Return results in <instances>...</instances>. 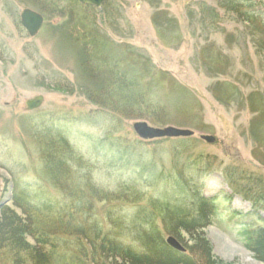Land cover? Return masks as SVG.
<instances>
[{"label": "rangeland", "instance_id": "374dc122", "mask_svg": "<svg viewBox=\"0 0 264 264\" xmlns=\"http://www.w3.org/2000/svg\"><path fill=\"white\" fill-rule=\"evenodd\" d=\"M220 1L0 0V202L11 198L0 216L24 217L13 201L16 180L42 185L54 199L70 196L69 178L58 184L46 164L40 135L77 119L63 144L94 160V183L141 194L96 202L101 218L112 209L134 221L147 209L163 229L153 201L187 181L184 188L199 186L222 207L198 229L162 230L165 241H202L214 264H264L238 235L242 215L264 209V0H245L242 15ZM27 8L44 18L34 36L21 22ZM37 95L43 104L28 110ZM138 121L194 135L145 140ZM125 145L135 161L108 157Z\"/></svg>", "mask_w": 264, "mask_h": 264}, {"label": "trees", "instance_id": "16d2710c", "mask_svg": "<svg viewBox=\"0 0 264 264\" xmlns=\"http://www.w3.org/2000/svg\"><path fill=\"white\" fill-rule=\"evenodd\" d=\"M244 1L220 2L223 8L242 15ZM60 121V128L53 136L45 126L41 128L40 145L48 168L53 169V175L56 173L58 184H62L61 175L69 178L70 196L54 199L42 185L34 187L14 181L13 201L22 209L24 217L10 210L7 216H0L2 264H214L210 248L202 241L196 247L185 246L186 251L181 252L166 243L164 231L174 233L178 227L194 230L204 226L209 214L222 207L216 204V198L203 197L196 185L184 188L186 181L172 193L169 191L171 195L153 201L160 208L157 217L163 222V229L153 215L156 212H146L147 209L140 210L134 221L112 209L101 218L96 202H126L135 193L138 195L135 200H140L141 194L130 193L128 184H120L116 193L95 184L94 160L86 161L83 153L77 158L74 150L63 144L72 134L68 132L70 128L77 126V119ZM60 142L66 150H56ZM127 143L136 146L134 142ZM129 146L125 145L124 150L118 146L108 157L135 161ZM77 159L82 160L83 167H75ZM204 168L209 171V165ZM262 211L263 214L256 211L242 215L238 235L240 242L264 261V209ZM140 220L143 223L138 225ZM27 237L34 243L27 241Z\"/></svg>", "mask_w": 264, "mask_h": 264}, {"label": "water", "instance_id": "95a60500", "mask_svg": "<svg viewBox=\"0 0 264 264\" xmlns=\"http://www.w3.org/2000/svg\"><path fill=\"white\" fill-rule=\"evenodd\" d=\"M84 4L92 6H101L105 0H80ZM21 22L23 26L27 29L31 36L36 35L41 29L44 18L43 16L31 9H24L21 12ZM44 102V97L42 95H37L26 101V106L28 110H32L40 107ZM133 128L136 134L145 140L148 139H158V138H178V137H190L194 135V132L186 129H179L173 126H168L164 128L152 127L146 122H135ZM207 142H213V136L205 135L202 136ZM11 199L10 197L8 198ZM7 200L0 202V206L4 204ZM167 243L176 250L184 251V247L172 236L167 238Z\"/></svg>", "mask_w": 264, "mask_h": 264}]
</instances>
